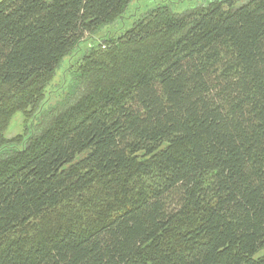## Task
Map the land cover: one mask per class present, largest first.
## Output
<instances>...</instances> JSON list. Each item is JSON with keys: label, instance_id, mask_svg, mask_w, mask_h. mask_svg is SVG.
<instances>
[{"label": "trees", "instance_id": "1", "mask_svg": "<svg viewBox=\"0 0 264 264\" xmlns=\"http://www.w3.org/2000/svg\"><path fill=\"white\" fill-rule=\"evenodd\" d=\"M129 1L0 0V264H264V0L156 3L47 89Z\"/></svg>", "mask_w": 264, "mask_h": 264}, {"label": "rangeland", "instance_id": "2", "mask_svg": "<svg viewBox=\"0 0 264 264\" xmlns=\"http://www.w3.org/2000/svg\"><path fill=\"white\" fill-rule=\"evenodd\" d=\"M208 1L209 0H130L123 12V18L98 27L85 41L80 43L79 49L62 59L47 89L53 91V89L64 84L69 76L71 66L90 46L95 45L99 41L101 42L103 37L109 34L117 36L125 29L130 28L133 22L139 18L142 13L152 8L156 3H169L175 11L182 12L203 5ZM57 93L58 92H54L53 95L50 96L54 97ZM55 100L57 99H51L50 102L53 103ZM15 115L16 119H14L7 128V137L20 133L24 127L22 115L19 113Z\"/></svg>", "mask_w": 264, "mask_h": 264}]
</instances>
